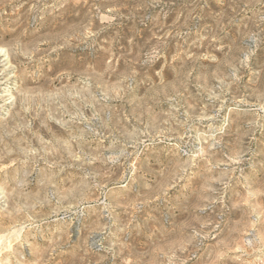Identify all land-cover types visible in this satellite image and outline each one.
Listing matches in <instances>:
<instances>
[{
    "label": "rangeland",
    "instance_id": "374dc122",
    "mask_svg": "<svg viewBox=\"0 0 264 264\" xmlns=\"http://www.w3.org/2000/svg\"><path fill=\"white\" fill-rule=\"evenodd\" d=\"M261 106L264 0H0V264H264Z\"/></svg>",
    "mask_w": 264,
    "mask_h": 264
},
{
    "label": "bare ground",
    "instance_id": "6f19581e",
    "mask_svg": "<svg viewBox=\"0 0 264 264\" xmlns=\"http://www.w3.org/2000/svg\"><path fill=\"white\" fill-rule=\"evenodd\" d=\"M241 105L245 106V107H257V106H260V105H257V103H252V102H245V103H242ZM263 107L261 106V109ZM264 109V108H263ZM254 117V116H252Z\"/></svg>",
    "mask_w": 264,
    "mask_h": 264
}]
</instances>
